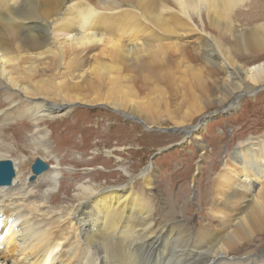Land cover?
<instances>
[{"label":"bare ground","instance_id":"obj_1","mask_svg":"<svg viewBox=\"0 0 264 264\" xmlns=\"http://www.w3.org/2000/svg\"><path fill=\"white\" fill-rule=\"evenodd\" d=\"M244 1L0 0V107H9L0 111V162L11 161L14 170L11 186L0 187V264H248L241 258L264 256L262 247L241 250L264 236V135L242 141L208 181L210 224L197 243L184 238L186 226L165 220L179 215L178 202L164 200V219L152 221L157 209L148 204L150 198L126 186L79 184L71 206L52 203L57 185L63 192L64 174L82 178L90 172L57 178L62 164L55 158L44 175L29 182L27 150L48 159L54 151L44 140L26 153H15L11 146L14 135L24 136L19 125L61 123L79 111H69L74 104L105 106L140 119L146 129L171 122L184 130L209 108L263 87L264 60L249 66L241 60L245 53L264 54V23L241 29L232 24V12ZM197 34L207 58L190 46H197V39L190 40ZM187 59L193 63L182 73L179 62ZM171 64L175 69H169ZM221 73L218 80L213 77ZM173 80L182 81L189 93L184 105L175 104L176 93L168 90ZM204 119L192 130L194 136ZM6 126L14 128L8 141L1 137ZM77 132L73 129L71 139ZM72 159L67 155L63 162ZM76 164L84 165L82 160ZM28 167L29 174L19 181ZM154 170L147 169L141 179L155 178ZM97 177L103 178V172L97 171ZM150 179L144 181L146 188L156 184Z\"/></svg>","mask_w":264,"mask_h":264},{"label":"rangeland","instance_id":"obj_2","mask_svg":"<svg viewBox=\"0 0 264 264\" xmlns=\"http://www.w3.org/2000/svg\"><path fill=\"white\" fill-rule=\"evenodd\" d=\"M258 1L260 3L255 2V0H246L237 7L232 12V24L241 29L264 23V0ZM124 2L123 9L126 7ZM199 36L197 34L190 38L192 41L194 39L199 41L197 46L195 43H192L190 46L191 48L192 46L194 47V50L199 56L207 58L208 56L201 48L203 41L200 38L201 36ZM198 48L199 50H197ZM244 58L241 60V63L249 66L250 64L262 62L264 60V54L248 55L245 53ZM192 63L188 59L181 60L179 66H182H180L179 70L183 73L187 70V65H192ZM171 65L172 68L169 67V69H175L173 64ZM157 67L159 68V66ZM157 67L155 66L156 70L158 69ZM224 69H228L227 66ZM165 75L164 73L162 77ZM177 75L181 74L178 73ZM222 75L225 74H215L213 77L218 80ZM175 81H170L171 83L168 86L171 85V87L168 90L172 89L174 91H172L173 94L176 93L174 97L175 104L184 105L190 100L189 93L185 86L181 84L182 81ZM150 86L153 87L152 85ZM174 88L177 89L175 90ZM133 90L135 91V89ZM0 93V101L2 102L4 93L1 90ZM232 99L234 100L232 104L230 102L231 99H227L219 106L209 108V110L202 114L218 113L212 118L207 119L204 127L202 126L203 129L197 132L198 137L194 135L188 136L189 133L187 131L198 125V121L202 115L191 124L185 126L189 128L183 132L165 133L162 129L175 127H173L171 122H163V128L160 129L152 125H148L147 127L149 128L146 129V124L144 125L140 119L132 116H123L107 109L105 106L74 104L69 107V111L71 112V109H78L79 111L73 115L63 117L61 123H55V119H51L50 124L38 126L34 123L38 122L40 124V121L35 120L31 123L28 120L32 124L31 129H25L19 125L18 128L23 132L24 136L14 135V141L11 146L15 148V153H26V150L31 147L32 150L35 149L33 148L35 141L41 142L44 140L47 146L54 151L53 156L49 159L39 155L32 156L31 154L36 152L27 150V154L24 157L29 162V165L34 162L33 160L36 157H39L53 166L54 161L51 160L56 158L58 160L60 159L62 164V166L58 167L59 176L57 178H61L64 173H72L74 171L90 172L89 177L82 178H80V173H73L66 176L64 174L62 182L64 180L66 181L59 185L63 192L58 189L57 185L55 192L58 195L54 194L55 199H53L54 202L52 203L60 202L71 206L73 204L71 195H73L74 189L79 184L86 186L90 184L89 186L93 185L92 187H98L100 189L126 186L131 191L139 194L144 193V196L150 198L148 204L157 209L152 221L164 219V215L166 214L164 200L169 199L170 205L178 202V206L180 205L179 215L175 218H167L165 220L173 225H176L180 221L182 226L188 227L185 231L186 235L190 238L198 239L201 230L206 231L210 224L207 208L210 200L211 187L208 181L215 177L217 172H219L218 166L222 165V161L226 159L227 155L233 153L240 141L255 138L264 131V86L256 87L251 92H243L238 98L233 97ZM223 104L232 108V111L221 113ZM18 107L19 111H21L23 109L22 103ZM6 108L8 109L9 107L4 104L0 107V111H6ZM88 114L92 116H87ZM100 114L103 116H100ZM70 117L73 118L71 122ZM78 119L81 120L77 121ZM15 120L17 119L15 118ZM62 124L65 126L70 124L72 127L65 129ZM93 125H96L98 128ZM87 126H90V128H87ZM92 128L95 130L92 131ZM13 129L12 126H6L3 128L1 137H4L8 141L10 139L8 134ZM73 129L79 130L74 136L75 139H71ZM23 137L28 140V143ZM31 138L34 139L32 140ZM36 148L39 149L38 146ZM160 149H162L161 152L154 155ZM43 155L49 157L46 150ZM67 155L76 160L74 161L72 159L70 162H63V159H66ZM77 160H82L84 165H77ZM153 166L155 167L153 172L156 174L155 178L151 177L150 179L148 175L141 179L147 169L152 170ZM199 166L200 170H198ZM97 171L103 172L104 177H97ZM23 174L26 176L29 174V167L27 170H23L19 181L24 177ZM159 174L161 177L158 178ZM119 175H121L120 179ZM103 179L107 181L104 183ZM145 179L156 182L155 186H153L154 188H146L144 184ZM132 184L134 187H132ZM205 199H207V203H205ZM214 221L216 222V220ZM214 221H211V223L215 224ZM202 225H204L203 228ZM263 238V235L256 236L253 244L243 245L241 250H251L256 247L264 248ZM251 264L263 263L256 261L251 262Z\"/></svg>","mask_w":264,"mask_h":264},{"label":"water","instance_id":"obj_3","mask_svg":"<svg viewBox=\"0 0 264 264\" xmlns=\"http://www.w3.org/2000/svg\"><path fill=\"white\" fill-rule=\"evenodd\" d=\"M31 168L33 173L40 174L47 168V166L37 159ZM13 177L14 171L11 161L0 162V185H10ZM33 179L34 177L31 178V180Z\"/></svg>","mask_w":264,"mask_h":264}]
</instances>
